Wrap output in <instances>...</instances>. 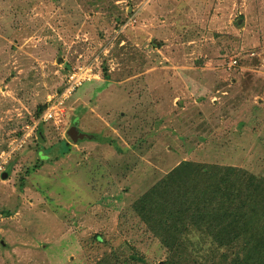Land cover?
<instances>
[{
	"label": "rangeland",
	"instance_id": "1",
	"mask_svg": "<svg viewBox=\"0 0 264 264\" xmlns=\"http://www.w3.org/2000/svg\"><path fill=\"white\" fill-rule=\"evenodd\" d=\"M77 67L94 76L57 129L44 106ZM13 141L0 264H164L131 211L153 184L184 161L264 177V0H0V153Z\"/></svg>",
	"mask_w": 264,
	"mask_h": 264
},
{
	"label": "trees",
	"instance_id": "2",
	"mask_svg": "<svg viewBox=\"0 0 264 264\" xmlns=\"http://www.w3.org/2000/svg\"><path fill=\"white\" fill-rule=\"evenodd\" d=\"M131 211L168 252L164 264H264V177L245 168L184 161ZM99 264H116L115 256Z\"/></svg>",
	"mask_w": 264,
	"mask_h": 264
},
{
	"label": "built area",
	"instance_id": "3",
	"mask_svg": "<svg viewBox=\"0 0 264 264\" xmlns=\"http://www.w3.org/2000/svg\"><path fill=\"white\" fill-rule=\"evenodd\" d=\"M233 61V64H236ZM94 74L91 69L85 67L73 68L66 78L65 87L62 92H58L49 97L47 106L43 112V121L52 122L57 129L62 127L66 121V104L72 95L81 88L85 82L91 81ZM25 141H13L8 150L0 153V172H4L10 163L12 156L22 148Z\"/></svg>",
	"mask_w": 264,
	"mask_h": 264
},
{
	"label": "water",
	"instance_id": "4",
	"mask_svg": "<svg viewBox=\"0 0 264 264\" xmlns=\"http://www.w3.org/2000/svg\"><path fill=\"white\" fill-rule=\"evenodd\" d=\"M74 136V143H77L81 139L90 138L87 134L82 133L77 127L72 129ZM4 179L8 178V174L3 175Z\"/></svg>",
	"mask_w": 264,
	"mask_h": 264
}]
</instances>
